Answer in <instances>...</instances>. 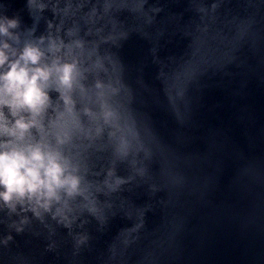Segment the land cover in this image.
<instances>
[{
  "label": "water",
  "instance_id": "1",
  "mask_svg": "<svg viewBox=\"0 0 264 264\" xmlns=\"http://www.w3.org/2000/svg\"><path fill=\"white\" fill-rule=\"evenodd\" d=\"M4 16L14 49L78 61L72 110L51 92L33 135L79 184L39 215L0 202V264H264V0H0Z\"/></svg>",
  "mask_w": 264,
  "mask_h": 264
},
{
  "label": "clouds",
  "instance_id": "2",
  "mask_svg": "<svg viewBox=\"0 0 264 264\" xmlns=\"http://www.w3.org/2000/svg\"><path fill=\"white\" fill-rule=\"evenodd\" d=\"M19 19L0 17V202L9 209L29 204L49 209L61 191L74 193L79 178L69 172L67 158L50 143L33 135L47 113L55 91L69 111L78 80V61L50 62L33 44L14 49L9 43ZM99 86V84H98ZM108 115V113H106Z\"/></svg>",
  "mask_w": 264,
  "mask_h": 264
}]
</instances>
